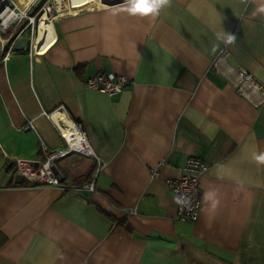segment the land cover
Segmentation results:
<instances>
[{
  "label": "crops",
  "instance_id": "crops-1",
  "mask_svg": "<svg viewBox=\"0 0 264 264\" xmlns=\"http://www.w3.org/2000/svg\"><path fill=\"white\" fill-rule=\"evenodd\" d=\"M103 1L69 0L41 51L2 59L0 46V264H264V165L252 159L264 152L262 0H171L154 18ZM239 68L255 87L238 88ZM98 71L129 82L112 96L85 87ZM60 105L101 166L72 153L56 163L61 184H14L12 159L63 145L47 116ZM190 156L207 166L198 219L183 224L165 179Z\"/></svg>",
  "mask_w": 264,
  "mask_h": 264
},
{
  "label": "built area",
  "instance_id": "built-area-1",
  "mask_svg": "<svg viewBox=\"0 0 264 264\" xmlns=\"http://www.w3.org/2000/svg\"><path fill=\"white\" fill-rule=\"evenodd\" d=\"M37 0H31L26 6L20 5L17 0H0V46L5 50L2 59L14 49L13 44L18 37L25 35V44H28L29 51H34L33 37L36 33L38 16L45 13L50 19L59 14L54 10L53 0H45L34 12L33 6ZM66 9V8H65ZM63 9V11H65ZM67 10V9H66ZM226 49L222 47L218 56L212 62L216 65L218 59L225 58ZM129 82L125 75H116L113 73L96 72L83 82L87 88L95 89L112 96L120 93L123 86ZM236 85L239 89L244 87H255L252 75L243 68L236 70ZM59 110L64 113L65 120L60 123L66 133L52 120L53 113ZM47 116L50 118L55 129L57 130L63 145L59 148L48 149L41 142L44 160H25L21 158L12 159L15 173L28 180L29 182H38L47 185H59L65 180V175L56 168V163L72 153H78L93 159L96 167L101 166L100 159L95 155L92 145L82 128L81 124L71 119L60 105ZM23 129L35 130L32 120H27ZM163 163V161H162ZM207 164L198 157H187L178 176L165 179L166 186L176 197L187 200V205L177 203L175 219L179 223L191 224L198 219L200 209V192L198 187L199 177L206 170ZM158 167L150 169V177L158 176ZM83 188L93 190L94 181H88L81 184Z\"/></svg>",
  "mask_w": 264,
  "mask_h": 264
},
{
  "label": "clouds",
  "instance_id": "clouds-1",
  "mask_svg": "<svg viewBox=\"0 0 264 264\" xmlns=\"http://www.w3.org/2000/svg\"><path fill=\"white\" fill-rule=\"evenodd\" d=\"M171 0H125V7L121 10L126 11L131 16L139 17H156L159 15L160 11L169 6ZM253 15H259L264 19V0L255 8ZM217 39L222 40L226 45H232L236 41V36L234 34L223 33L217 34ZM218 47V45H217ZM215 51V49H213ZM253 161L257 166L264 165V152L259 154L253 153ZM205 201L211 202L212 206L215 207L219 203L218 194L215 191H208L204 195ZM177 203L187 205V200L177 197Z\"/></svg>",
  "mask_w": 264,
  "mask_h": 264
},
{
  "label": "bare ground",
  "instance_id": "bare-ground-1",
  "mask_svg": "<svg viewBox=\"0 0 264 264\" xmlns=\"http://www.w3.org/2000/svg\"><path fill=\"white\" fill-rule=\"evenodd\" d=\"M67 1L69 0H53L54 4V10L58 13H61L63 9L68 8L67 7ZM22 5L21 3H19ZM26 4H23L22 6H26ZM54 32H53V26H52V20L50 19V16L42 13L38 16L37 25H36V35L33 38V45L37 51H41L44 48H46L53 40ZM52 120L54 123L59 127V129L63 130L65 133V129L61 125L60 121L65 120V115L63 112L56 110L52 115Z\"/></svg>",
  "mask_w": 264,
  "mask_h": 264
},
{
  "label": "trees",
  "instance_id": "trees-1",
  "mask_svg": "<svg viewBox=\"0 0 264 264\" xmlns=\"http://www.w3.org/2000/svg\"><path fill=\"white\" fill-rule=\"evenodd\" d=\"M44 1H45V0H39L38 4H35V6H33V10H32V12H34V11H35V10H36V9H37V8H38V7L44 2ZM35 3H36V2H35ZM92 171H93V168H92V169L90 170V172L87 174V177H89V176L91 175ZM87 177L78 179V180L76 181V183H78L77 185H80V184H82L83 181L88 180ZM14 184H16V185H29L30 182H29L28 180L22 178V179H19L18 181H16Z\"/></svg>",
  "mask_w": 264,
  "mask_h": 264
},
{
  "label": "water",
  "instance_id": "water-1",
  "mask_svg": "<svg viewBox=\"0 0 264 264\" xmlns=\"http://www.w3.org/2000/svg\"><path fill=\"white\" fill-rule=\"evenodd\" d=\"M103 2H105V3H109V2H112V1H110V0H104ZM24 44H25V40H24V38L23 37H18L16 40H15V42H14V44H13V48L15 49V50H22L23 48H24Z\"/></svg>",
  "mask_w": 264,
  "mask_h": 264
},
{
  "label": "rangeland",
  "instance_id": "rangeland-1",
  "mask_svg": "<svg viewBox=\"0 0 264 264\" xmlns=\"http://www.w3.org/2000/svg\"><path fill=\"white\" fill-rule=\"evenodd\" d=\"M30 1H31V0H30ZM50 1H51V0H50ZM38 2H39V0H37L35 4H38ZM68 6H69V2L67 1V7H68ZM69 7H70V6H69ZM35 35H36V33H35ZM35 35H34V37H35ZM34 37H33V38H34ZM14 173H15V172H14Z\"/></svg>",
  "mask_w": 264,
  "mask_h": 264
}]
</instances>
